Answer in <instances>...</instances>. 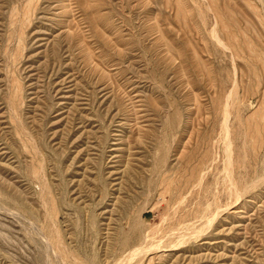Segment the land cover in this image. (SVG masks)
Segmentation results:
<instances>
[{"label":"rangeland","instance_id":"374dc122","mask_svg":"<svg viewBox=\"0 0 264 264\" xmlns=\"http://www.w3.org/2000/svg\"><path fill=\"white\" fill-rule=\"evenodd\" d=\"M0 264H264V0H0Z\"/></svg>","mask_w":264,"mask_h":264},{"label":"bare ground","instance_id":"6f19581e","mask_svg":"<svg viewBox=\"0 0 264 264\" xmlns=\"http://www.w3.org/2000/svg\"><path fill=\"white\" fill-rule=\"evenodd\" d=\"M229 99V98H228Z\"/></svg>","mask_w":264,"mask_h":264}]
</instances>
